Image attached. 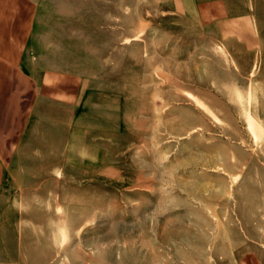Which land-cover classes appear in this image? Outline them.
<instances>
[{
  "label": "rangeland",
  "instance_id": "obj_1",
  "mask_svg": "<svg viewBox=\"0 0 264 264\" xmlns=\"http://www.w3.org/2000/svg\"><path fill=\"white\" fill-rule=\"evenodd\" d=\"M20 256L264 264V0H0V264Z\"/></svg>",
  "mask_w": 264,
  "mask_h": 264
},
{
  "label": "crops",
  "instance_id": "obj_2",
  "mask_svg": "<svg viewBox=\"0 0 264 264\" xmlns=\"http://www.w3.org/2000/svg\"><path fill=\"white\" fill-rule=\"evenodd\" d=\"M32 224L34 225V220H33ZM31 258H33V257H31ZM31 258H29V259H31ZM29 259L24 258L23 256H20V257L18 258V260H23V261H21V262H23V264H29V262H30ZM24 260H26V261H24Z\"/></svg>",
  "mask_w": 264,
  "mask_h": 264
}]
</instances>
